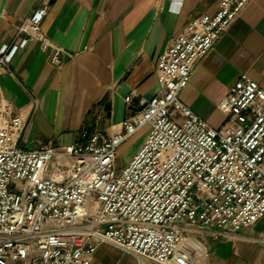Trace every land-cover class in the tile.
<instances>
[{
    "label": "built area",
    "instance_id": "1",
    "mask_svg": "<svg viewBox=\"0 0 264 264\" xmlns=\"http://www.w3.org/2000/svg\"><path fill=\"white\" fill-rule=\"evenodd\" d=\"M250 1L219 0L213 14L171 36L155 62L157 92L137 109L127 105L111 134L94 103L74 143L23 148L28 121L0 98V264H90L101 244L138 264H209V241L264 216V90L240 73L217 127L180 99L195 65ZM45 8L0 44V66L9 69L31 39L61 64L60 47L40 28ZM144 126L143 141L118 166L117 148ZM256 239L264 243V229Z\"/></svg>",
    "mask_w": 264,
    "mask_h": 264
},
{
    "label": "crops",
    "instance_id": "2",
    "mask_svg": "<svg viewBox=\"0 0 264 264\" xmlns=\"http://www.w3.org/2000/svg\"><path fill=\"white\" fill-rule=\"evenodd\" d=\"M219 0H0V44L17 33L21 20L45 5L40 28L61 51L36 39L21 47L9 69L0 66V98L28 121L23 148L48 141L70 145L78 139L90 107L105 111L101 129L118 131L127 105L133 109L159 87L155 62L171 36L193 17L213 14ZM264 90V0H251L195 65L180 99L211 126L224 120L222 101L240 73ZM130 95L129 103L124 97ZM142 127L116 152L122 166L143 141ZM124 154L125 158L119 159ZM264 216L251 229L208 242L209 264H264V243L256 237ZM106 244L90 264H113Z\"/></svg>",
    "mask_w": 264,
    "mask_h": 264
},
{
    "label": "rangeland",
    "instance_id": "3",
    "mask_svg": "<svg viewBox=\"0 0 264 264\" xmlns=\"http://www.w3.org/2000/svg\"><path fill=\"white\" fill-rule=\"evenodd\" d=\"M123 158H125L124 154L120 155L119 159L121 160ZM106 246L110 249V253H113V264H138L137 258L132 254L121 251L111 244H106Z\"/></svg>",
    "mask_w": 264,
    "mask_h": 264
}]
</instances>
